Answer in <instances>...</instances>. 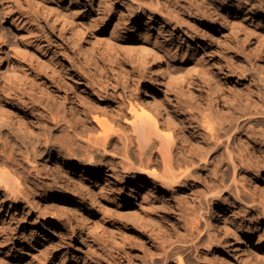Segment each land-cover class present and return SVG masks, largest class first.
Here are the masks:
<instances>
[{
  "label": "rangeland",
  "instance_id": "1",
  "mask_svg": "<svg viewBox=\"0 0 264 264\" xmlns=\"http://www.w3.org/2000/svg\"><path fill=\"white\" fill-rule=\"evenodd\" d=\"M44 2L59 7L86 28L90 27V18L98 19L102 12L108 11L110 25L103 32L90 28L85 40L102 75L91 72L72 47L70 40L82 41L75 26L61 28L59 21L46 18L27 0H0V37L3 39L0 85L13 83L14 72L24 71L51 86L52 76L38 65V60L47 61L51 56L62 74L82 69L87 83L101 95H79L77 101L75 98L64 100L62 89L49 95L44 91L38 109H44V105L64 109L71 120L79 118V109H85L92 128L86 129L84 137L99 133L94 117L109 122L111 114L120 108L123 110L121 124L113 125L114 129H120L118 133L129 130L126 122L130 119L129 103L134 104L145 87L154 89L150 67L136 62L138 56L132 51L126 52L123 44L143 50V58L151 67L156 62L147 53L149 48L157 45L174 52L162 62L165 78L157 86L161 105L173 106L174 110L176 102L183 101L198 110L213 107L227 117L242 110L247 105L246 98L252 104H259L260 98L251 89L254 91L256 83L260 84L258 79L264 78V21L248 12L247 0H223L217 21L201 0H160L163 12L144 9L142 14L138 13V22L135 15L129 14H135L136 7L129 0ZM48 42L58 47L55 46L58 50L55 58L49 53ZM231 67L245 70L251 76L232 73ZM101 84L106 92L99 88ZM31 94L39 97L38 93ZM256 117L259 120L251 124L241 119L244 130L231 145L233 160L238 165L240 195L227 193L221 200L208 196L207 203H199L197 194L178 186L170 196L159 191L146 193L145 187L150 183L136 179L139 185L134 186L131 180L135 178L134 173H126L120 166L121 175L116 179L109 174L110 164H118L120 157L110 149L99 153L105 157L104 172L99 177L89 176L86 183L93 192L92 198L82 196L57 179L50 154L43 152L28 156L27 160L23 153L24 169L32 172L33 177L51 183L22 182L16 183L20 184L18 187L9 183L8 190L0 186V264H116L117 249L130 252L132 257L127 262L120 254L119 264H140L144 251L158 256L160 247L166 248L173 241L175 246L179 244L176 240L189 239L191 222L195 221L201 234L196 247L186 251L190 264H248L240 262L237 249H228L229 245L221 238V230L213 218L216 210H221V215L229 219L238 238L249 236L246 247L264 264V143L259 145L260 150H255V143L246 134L248 127L264 132V114ZM158 121L164 124V120ZM170 124L165 125L166 129L171 128ZM199 132V138L196 136L201 141L203 132ZM189 141L182 144L177 139L176 145L188 151L194 146ZM228 161V154L220 149L210 158V168ZM257 162L259 166L255 167ZM201 174L195 178H201ZM192 183L199 181L194 179ZM16 187L20 192L14 191ZM196 235L194 231L193 237ZM159 257L158 264L163 261L162 255ZM164 264H176L175 256Z\"/></svg>",
  "mask_w": 264,
  "mask_h": 264
},
{
  "label": "bare ground",
  "instance_id": "2",
  "mask_svg": "<svg viewBox=\"0 0 264 264\" xmlns=\"http://www.w3.org/2000/svg\"><path fill=\"white\" fill-rule=\"evenodd\" d=\"M27 1L37 7V10L46 18L50 17L53 22L59 21L61 28L67 26H71V28L75 26L77 28L74 29L78 30V35L82 38V41L70 40L72 47L78 51L89 70L97 72L100 77L102 70L97 65L85 40L90 28L94 32H103L110 25L108 22V11L102 12L103 15L98 19L90 18V27L86 28L87 26L84 27L67 12L62 11L53 4L49 5L44 0ZM61 1L58 0V2ZM129 1L136 5L134 8L135 14L134 12L129 14L135 15L137 22L138 13L142 14L144 9L150 12H163L160 0ZM201 1L213 15L214 20L217 21L220 7L224 4L223 0ZM247 1L248 12L264 21V11L262 10L264 2L261 0ZM53 3L57 4V2ZM124 10L128 11V7L125 5ZM248 17L247 15L245 20ZM110 35V37L114 35L113 30H111ZM107 41H110V39H107ZM0 42H3L1 37ZM47 45L49 53L54 57L58 52L55 49L56 43L48 42ZM122 48L129 54L132 51L135 56H138L136 62L139 64L144 63V65L150 67V78L152 79L151 82L154 83V89L145 87L142 96L137 95L135 103H129L130 119L126 120L129 128L127 131L118 133L120 129L115 130L113 126L121 124L120 118L123 116L121 108L116 113L111 114L110 121L114 124L94 117L99 133L97 136H95L96 134L94 136L87 134L85 137L83 133L86 132V129L92 128L85 109L78 110L79 118L75 120L69 119L64 109H56L51 105H44V109H38L39 104H41L40 100L44 99V91L49 95L62 89L64 91V100L75 98L77 101L80 100L79 95L92 93L101 95L98 90H95L87 83L88 78L82 74V69L69 72V74L64 73L65 75L62 72H58L56 69L57 65L52 61L50 54H48L51 56L49 60L41 62L38 60V65L45 69V73L52 76V80H50L51 86L43 83L37 77L24 73V71L21 73L14 72L15 81L13 83L0 85V167L2 166L0 168V186L7 189L11 186L9 183L21 184L22 182L31 183L32 181L34 183H51L37 176L33 177L32 172L24 169L22 162L23 153H25L26 159L29 160L28 156H37V154L44 152L52 156L53 170L61 183L69 184L82 196L92 198L93 192L86 183L90 179L89 176L99 177L104 172L102 168L106 164L104 163L105 157L99 153L101 151L103 153L108 152L110 149V151L112 150L119 155L120 161L118 164H110L111 173L109 174L116 177V179L119 178L121 173L118 170V166L126 173H134L133 176L135 178L132 177L131 179L134 186L139 185L136 179L138 181L143 179L145 183H150L145 187L147 189L146 193L159 191L170 196L178 186L188 189L193 194H197L199 203H207L210 200L208 196L221 200V197L227 193H234L238 197L241 191L237 183L238 165L233 160L231 145L237 135L244 130L240 126L241 119H247L248 123L251 124L253 121L259 120L256 116L264 114V78L258 79L260 84L256 83L254 91L251 89V92H256L260 98L259 104H252L251 100L246 98L244 101L247 105L242 110H238L240 111L239 113L234 111L233 115L223 117L213 107L198 110L193 104H187L183 101H177L173 110L171 108L173 106L161 105V98L157 96V86L165 78L162 62L164 59L171 57L174 52L170 49L159 48L157 45L149 48L147 53H149L153 62H156V65L151 67L149 66V61L143 58V50L131 49L125 44L122 45ZM262 51L264 52V49ZM70 65L73 67V64ZM78 68L80 69V67ZM230 70L232 73H239L242 77L251 76L245 70L238 71L232 67ZM132 72H136V69H132ZM211 81L213 83L216 82L214 79H211ZM99 88L106 92V87L103 84ZM25 89L29 90L30 93L26 92ZM31 93H38L39 97L36 98ZM197 93L201 95L198 91ZM212 99L217 103L215 98ZM185 109H188V111ZM37 110H41V112ZM195 110L196 112H193ZM159 119L164 120V124H160ZM169 122L171 123V128L166 129L165 125ZM200 130L203 132L201 133V135L203 134L201 141L198 140ZM246 134L250 136L248 140L255 143L254 149L260 150L259 145L264 143L263 130L259 129L256 131L248 127ZM113 136H116L119 142H116ZM176 138L181 140L182 144L190 140L189 142L194 146L187 149L188 151H183L177 147ZM194 142L196 143L194 144ZM220 149L226 151L229 161L226 163L219 162L216 168L211 169L210 158ZM258 166L259 162H257L255 167ZM69 169L78 173H73ZM200 172H202L201 178H195ZM205 172L208 174H206V177L203 176ZM37 173L39 174V172ZM194 179H197L199 183H192ZM20 184H16L17 187ZM129 188L133 190V187ZM14 191L20 192L18 188L17 190L14 189ZM213 218L217 223V228L221 230L219 232L221 238L229 245L228 249L231 251L237 249L240 262L261 264L252 251L246 247L249 236L238 238V233L232 229L229 219L221 215V210L213 211ZM196 224V221L191 222L189 239H178L176 241L179 244L175 246H173L175 243L173 241L166 248L160 247L158 256L144 251L140 264H158L160 255H162V264L172 255L175 256L176 264H190V256L186 254V251L196 247V240L201 234ZM194 231L197 232V235L193 237ZM120 254H123V258H126L127 262L132 259L130 252L117 249L114 263L119 264L118 256Z\"/></svg>",
  "mask_w": 264,
  "mask_h": 264
}]
</instances>
